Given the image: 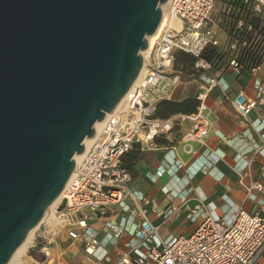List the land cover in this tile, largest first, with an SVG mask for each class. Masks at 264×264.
Segmentation results:
<instances>
[{
    "label": "water",
    "instance_id": "1",
    "mask_svg": "<svg viewBox=\"0 0 264 264\" xmlns=\"http://www.w3.org/2000/svg\"><path fill=\"white\" fill-rule=\"evenodd\" d=\"M168 1L0 0V264L131 90Z\"/></svg>",
    "mask_w": 264,
    "mask_h": 264
},
{
    "label": "built area",
    "instance_id": "2",
    "mask_svg": "<svg viewBox=\"0 0 264 264\" xmlns=\"http://www.w3.org/2000/svg\"><path fill=\"white\" fill-rule=\"evenodd\" d=\"M264 0H240L216 12V0H170L167 19L161 26L137 85L126 95L125 108L108 118L94 142L87 149L73 177L68 182L64 199L55 209L57 224L41 234L30 248L45 260L51 258L56 238L63 232L74 240L85 242L87 252L93 253L98 243L92 235L85 239L78 233L86 229V222L104 218L112 206H124L129 216L142 217L124 243V251L113 264H257L264 252V215L239 210L230 224L212 217L209 207L201 202L188 208V218L202 217L198 228L189 236L180 235L164 240L160 225H154L141 205H157L130 189L132 175L123 159L135 146L141 150L157 147V139L170 135L181 123L190 121L193 127L182 140L203 143L210 132L206 115V99L219 81L209 78L205 90L197 96L199 105L190 115L157 117L158 104L167 100L180 83L176 71V55L183 53L196 59L194 70L207 73L213 65L202 56L208 48H216L229 57L228 66L252 76L264 66V24L255 26L262 18ZM258 97L249 99L239 93L230 102L242 117L264 104V86L257 85ZM157 172L154 180L161 178ZM262 192L255 183L247 192ZM130 198L139 206H126ZM65 202V208L59 211ZM178 216V209L170 207L157 214L158 219ZM115 242L126 233L124 227L108 225ZM92 250V251H91ZM32 264H38L30 257Z\"/></svg>",
    "mask_w": 264,
    "mask_h": 264
},
{
    "label": "crops",
    "instance_id": "3",
    "mask_svg": "<svg viewBox=\"0 0 264 264\" xmlns=\"http://www.w3.org/2000/svg\"><path fill=\"white\" fill-rule=\"evenodd\" d=\"M234 1L216 0L217 14ZM258 22L264 24V13ZM179 75L180 83L173 88L167 101L193 100L196 110L197 96L205 90L207 80L219 81V86L206 99V115L211 124L207 138L203 143L183 141V135L193 127V123L187 121L179 124L170 135L158 138L156 148L141 150L135 146L123 159L125 166L129 156L139 153L133 173L129 171L132 175L130 189L156 203V211L151 205L140 207L151 223L161 226L164 240L189 236L198 228L202 217L189 219L188 208L201 202L209 207L212 217L225 224H230L241 209L253 215H264V190L247 192L255 183L264 188V104L242 118L230 102L239 93L249 99L258 97L257 85L264 86V66L254 76L228 65L207 73L194 71L191 75L181 72ZM179 115L188 114L173 116ZM157 172H163V176L154 180ZM126 206L139 208L130 198ZM172 206L178 209L177 217L158 219V213ZM141 221V216L130 218L124 206H112L106 217L89 220L86 229L78 231L84 239L89 235L94 237L98 245L93 253L87 252L85 242L74 240L63 232L56 238L51 258L47 261L37 252L41 257L37 263L113 264ZM110 224L126 229L122 241L113 240ZM257 264H264V252Z\"/></svg>",
    "mask_w": 264,
    "mask_h": 264
},
{
    "label": "trees",
    "instance_id": "4",
    "mask_svg": "<svg viewBox=\"0 0 264 264\" xmlns=\"http://www.w3.org/2000/svg\"><path fill=\"white\" fill-rule=\"evenodd\" d=\"M240 1V0H235ZM255 26H259V22L255 21ZM202 58L213 65L212 69L223 68L228 65L229 57L227 54L219 51L216 48H208L203 54ZM196 59L193 57L179 53L176 55L175 68L184 75L194 74V65ZM244 72V71H243ZM196 111V102L193 100H188L182 103H176L164 100L158 104L157 107V117L159 118H169L176 114H192ZM139 153L134 157L129 156V161L126 162L125 167L133 173V168L137 162Z\"/></svg>",
    "mask_w": 264,
    "mask_h": 264
},
{
    "label": "bare ground",
    "instance_id": "5",
    "mask_svg": "<svg viewBox=\"0 0 264 264\" xmlns=\"http://www.w3.org/2000/svg\"><path fill=\"white\" fill-rule=\"evenodd\" d=\"M169 4H170V0L163 6H161L163 12H164V18H163V21L156 33V36L154 38V41L150 47V50L146 56V58L144 59V66H145V63L148 59V56L150 54V51L153 47V45L155 44V42L157 41L158 37H159V34H160V31H161V26L163 24V22L167 19V16H168V7H169ZM144 66L136 80V82L134 83V85L132 86L131 89H133L141 75L143 74L144 72ZM125 99L126 97L124 98V100L121 102V104L119 105V107L117 108V110L111 114V115H107L105 120L101 123H96L94 128L96 129V135L102 130L103 126H104V123L105 121L114 116L115 114L119 113L121 110H123L125 108ZM96 135L94 138L92 139H86L84 142H83V145L85 146V151L83 154L81 155H76L74 157V160H75V164H76V167H75V171L77 169V167L79 166V164L81 163L83 157H84V154L86 153L87 149L91 146V144L94 142L95 138H96ZM74 171V173H75ZM73 173V175H74ZM73 175L71 176V178L73 177ZM70 178V179H71ZM69 179V181H70ZM68 181V182H69ZM68 184V183H67ZM67 186V185H66ZM65 189L66 187L64 188V190L62 191V193L60 194L59 198L55 201V203L51 206V208L47 211V213L45 214V216L43 217V219L32 229V231L27 235V237L24 239V241L22 242V244L19 246V248L17 249V251L15 252V254L13 255V257L11 258V260L9 261L8 264H25V263H28L29 260H27V251L29 250V248L34 244L35 240H36V237L37 235H41L44 231V228L47 226L49 228H54V225H56L57 223V219L55 218L54 216V213H55V209L57 207L58 204L61 203V201L65 198L64 197V194H65Z\"/></svg>",
    "mask_w": 264,
    "mask_h": 264
},
{
    "label": "rangeland",
    "instance_id": "6",
    "mask_svg": "<svg viewBox=\"0 0 264 264\" xmlns=\"http://www.w3.org/2000/svg\"><path fill=\"white\" fill-rule=\"evenodd\" d=\"M176 71H178L176 68H174ZM178 72H180V71H178ZM57 223V222H56ZM54 227H55V225H54ZM49 227H45L44 228V231H46L47 229H48ZM43 231V232H44ZM43 234V233H42ZM40 236V235H39ZM38 235H37V237H36V240H35V242H37V240H39L38 239V237H39ZM34 242V243H35ZM27 260H29V262L28 263H25V264H32V260H31V258L30 257H33L36 261H41V257H40V255L36 252V250L35 249H31V248H29V250L27 251Z\"/></svg>",
    "mask_w": 264,
    "mask_h": 264
}]
</instances>
